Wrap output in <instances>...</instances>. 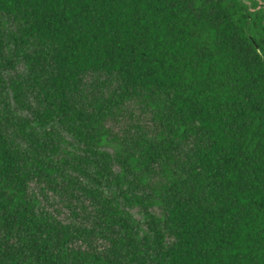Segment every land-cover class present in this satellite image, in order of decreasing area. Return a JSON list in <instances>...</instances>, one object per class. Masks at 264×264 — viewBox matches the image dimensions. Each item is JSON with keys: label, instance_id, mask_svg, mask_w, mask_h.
<instances>
[{"label": "trees", "instance_id": "16d2710c", "mask_svg": "<svg viewBox=\"0 0 264 264\" xmlns=\"http://www.w3.org/2000/svg\"><path fill=\"white\" fill-rule=\"evenodd\" d=\"M0 264H264V0H0Z\"/></svg>", "mask_w": 264, "mask_h": 264}, {"label": "rangeland", "instance_id": "374dc122", "mask_svg": "<svg viewBox=\"0 0 264 264\" xmlns=\"http://www.w3.org/2000/svg\"><path fill=\"white\" fill-rule=\"evenodd\" d=\"M19 71H23V67H19ZM131 113H133V118H130ZM141 114V104L140 103H133L130 105L129 110L124 108L123 111H120L118 115L115 116L114 119H111L108 123V127L112 129L113 134L123 135L125 130L128 129L130 124H134L139 119V115ZM112 134V135H113ZM109 149H113V143L109 144ZM71 149V147H69ZM136 218L139 219L141 216L138 212V209L133 210ZM160 211L156 209V214L159 215Z\"/></svg>", "mask_w": 264, "mask_h": 264}]
</instances>
